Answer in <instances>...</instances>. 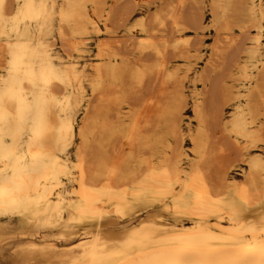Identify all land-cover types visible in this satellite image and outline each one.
<instances>
[{
	"label": "bare ground",
	"instance_id": "bare-ground-1",
	"mask_svg": "<svg viewBox=\"0 0 264 264\" xmlns=\"http://www.w3.org/2000/svg\"><path fill=\"white\" fill-rule=\"evenodd\" d=\"M162 1L152 26L124 30H137L134 62L110 40L83 64L91 34L125 25L133 0H0V254L31 241L11 264H264V0ZM199 2L209 75L235 55L220 87L196 75L192 130L175 85L193 68L165 57L187 58L181 21ZM52 235L62 242H32Z\"/></svg>",
	"mask_w": 264,
	"mask_h": 264
},
{
	"label": "rangeland",
	"instance_id": "rangeland-1",
	"mask_svg": "<svg viewBox=\"0 0 264 264\" xmlns=\"http://www.w3.org/2000/svg\"><path fill=\"white\" fill-rule=\"evenodd\" d=\"M141 1V2H140ZM153 0H133V2L131 3L132 4V6H130V9H129V21L125 24V25H121L120 23H117V21L116 20H111V21H114L115 22V24L116 25H121L122 26V28L119 26H117V28L115 27L116 25H114V23L113 24H111V28H110V22L111 21H109V24L107 23V26H108V33H109V31L111 30V29H117V30H112V33H111V31H110V33L108 34L107 32H104L105 31V29L103 28V26L100 24L99 25V29H100V31H101V33H99V34H91V36H90V38L87 40V45H86V47H85V49H84V52L80 55V60H82L83 61V64L85 63V64H90L91 63V61H92V58H93V55H94V52H95V47H96V44H98V42L100 41V42H102V41H105V42H107V43H110V44H112V43H114V44H112V45H114V47L116 48V46H117V44L119 43V46L117 47L118 49H120V53H122V54H124V55H126L125 57L128 59V60H131L132 62H134V58H135V54L133 53V51H131V48H132V43L134 42V41H136V39H134V38H132L133 36H136L137 35V30L136 29H132V33L130 32L129 34L128 33H126L124 30H126L127 28H128V26L129 27H131V26H133L138 20H144L145 21V23H148L147 24V26L149 25V26H152L151 25V21H152V16L155 14V12H159L160 10H161V6H162V8H163V1L162 0H155V2H152ZM140 2V3H139ZM144 2V4H148V6L147 5H142V3ZM191 2V1H190ZM134 3V4H133ZM137 3V4H136ZM151 3V4H150ZM155 3V4H154ZM188 3H189V1H188ZM205 3H206V5H205ZM108 4H109V2H108ZM150 4V5H149ZM192 4H194V3H190V4H187L186 3V5H187V8H185L184 10L186 11V13L187 14H184L183 15V19H182V21H181V23H182V25H183V27H185L184 29L187 31V33H186V31L184 32V36H183V39H186V40H188L189 41V45L187 46V48H184V49H182L180 52H183L182 54L184 55V56H186L187 58L185 59V60H183V59H178L180 56L179 55H181L179 52H176V53H171L170 51H169V53L167 54V56L165 57L166 59H165V61H167V66L171 69V70H175V69H178V70H180V75L181 76H183V74H184V70H185V68H186V65H188L189 67H191V68H193V71L192 72H190V73H188V74H186V81L184 80V81H181L182 83L183 82H185V83H181V82H179V83H177L176 85H175V88L176 89H181L182 87V91L184 92V94H185V97H186V100H187V103H186V107H185V124H188V123H190V128L193 130L194 129V122H193V120H192V114H191V112H190V107H191V100H190V97H191V95H192V93L194 92V91H201L202 92V90H204V88H205V86H206V89L205 90H209L211 87H209L210 85L208 84L209 83V81H210V83H212L213 85H214V87H215V85H219L218 83H221L222 84V82L223 83H225V77H226V75H224L223 73H225V72H228V71H226V70H228L229 69V67H230V63H232V62H229V61H231V60H233L232 59V56L233 55H235V54H232V56L231 57H229V58H231L230 60H229V58H227V61L226 62H228L229 64H226V68H225V66L223 67V68H225V72L224 71H221V72H219V73H212L211 72V76L209 75L210 74V71H209V69L210 68H208L207 67V59H209L210 57H209V54H210V50H209V46L211 45V47L213 46L212 44H214V38H215V35L213 34L214 32L213 31H211V30H208V29H206V28H208V25H209V20H210V15L208 14L209 12V10H208V4H207V2H199V3H197V4H195V6L193 5L192 6ZM138 5H139V7H138ZM189 5V6H188ZM134 6H135V8H134ZM143 6H145V7H143ZM150 6V7H149ZM156 6H160L159 7V9H158V7H156ZM186 7V6H185ZM192 7V8H191ZM199 7H201V8H199ZM133 8V9H132ZM195 8H196V10H195ZM199 8V9H198ZM203 8V9H202ZM207 8V9H206ZM201 9V10H200ZM148 10V11H147ZM198 10V11H197ZM143 11V12H142ZM205 11V12H204ZM147 12H148V14H147ZM152 12V13H151ZM184 12V11H183ZM190 12V13H189ZM193 12H194V14H193ZM131 13V14H130ZM143 13V14H142ZM185 13V12H184ZM199 13V14H198ZM201 13V14H200ZM207 13V14H206ZM145 14V15H144ZM188 14H192V16H196L194 19H195V22H196V27H197V30H196V27H194L195 25L194 24H192L193 25V27L195 28V30H194V28L192 27V26H189V25H191L190 24V21L192 20L189 16H188ZM204 14H206L205 16H204ZM143 16H144V19H143ZM188 16V17H187ZM199 16V17H198ZM204 17V18H203ZM197 18V19H196ZM186 21H185V20ZM189 19H191V20H189V22H187ZM147 20V21H146ZM192 22V21H191ZM192 23H194V22H192ZM203 24V25H201V27L202 28H204L202 31H200V30H198V27H199V24ZM113 25H114V27H113ZM204 26V27H203ZM207 26V27H206ZM113 31H116V32H113ZM118 31V32H117ZM135 31V32H134ZM195 31V32H194ZM121 32V33H120ZM193 32V33H192ZM203 32H204V34H203ZM114 33V36H112L111 34H113ZM116 33V34H115ZM125 33V34H124ZM195 33V34H194ZM234 35H237L238 34V32L236 31V30H234ZM202 34V35H201ZM128 36V37H127ZM185 37V38H184ZM248 36H245V37H243V38H241L240 40H242L241 42H243V40L244 39H246ZM120 39H122V41H120ZM198 39V40H197ZM203 39V40H202ZM97 40V41H96ZM110 40H111V42H110ZM124 40H125V44L126 45H124V47H122L123 45L122 44H124L123 42H124ZM129 40V41H128ZM132 40V41H131ZM199 40H200V42H199ZM201 40H202V42H201ZM56 41V42H55ZM116 41H117V44H116ZM191 41H194V43H192ZM51 42L53 43V50L55 51V52H57L59 55H61L62 57H65L66 56V52H65V47H63V45H62V43L60 42V44H59V41L58 40H56V38H53V39H51ZM129 42V43H128ZM245 43H247V42H245ZM192 44V45H191ZM195 44H197V45H195ZM131 45V46H130ZM206 47H205V46ZM198 47V48H196V47ZM208 46V47H207ZM127 48V49H124V48ZM189 47V48H188ZM195 47V48H194ZM117 48H116V50H117ZM186 49V50H185ZM195 49V50H194ZM196 49H198V50H196ZM211 49V48H210ZM123 50V51H122ZM194 50V51H193ZM207 50V51H206ZM206 51V52H205ZM124 52V53H123ZM125 52H127V53H125ZM186 52V53H185ZM133 53V54H132ZM129 54V55H128ZM132 54V55H131ZM171 54V55H170ZM200 54V55H199ZM173 55V56H172ZM189 55V56H188ZM208 55V56H207ZM75 56V55H74ZM144 56H147V57H144ZM172 56V57H171ZM174 56H175V58H174ZM177 56H178V58H177ZM192 56V57H191ZM198 56H200L199 58H197ZM153 56H151V55H143V56H141L140 57V59H141V61H143L144 63H150V64H152V63H154V61L155 60H151V59H155L154 57L152 58ZM169 57V58H168ZM170 57L172 58V60L170 59ZM190 57V58H189ZM194 57V58H193ZM130 58V59H129ZM144 60H143V59ZM192 58V59H191ZM201 58H202V60H201ZM207 58V59H206ZM168 59H170L171 61H169ZM198 59V60H197ZM206 59V60H205ZM148 60H150V61H148ZM188 60V61H187ZM194 60V61H193ZM147 61V62H146ZM197 63H196V62ZM205 61V63H203ZM169 62V63H168ZM184 62V63H183ZM186 62V63H185ZM147 63V64H148ZM196 63V64H195ZM192 64V65H191ZM204 64H205V66H204ZM178 65H179V68H178ZM197 65V66H196ZM228 66V67H227ZM185 67V68H184ZM207 68H208V70H207ZM183 69V70H182ZM194 69H195V72H194ZM203 70H204V72H205V74L207 75V76H210V77H207V76H204L205 74H204V72H203ZM224 70V69H223ZM230 70V69H229ZM197 71H198V73H197ZM201 71H202V73H201ZM207 71V72H206ZM221 73V74H220ZM201 75L202 74V76L205 78V79H208V81L207 82H205V86L204 85H201V84H193V82H194V80H195V77H196V75ZM213 74L215 75V76H213ZM185 75V74H184ZM220 75V76H219ZM222 76V77H221ZM155 77H154V75H152V76H150V78L147 80V82H149V85H148V83L146 82V84L148 85H146L147 87H150V88H148L146 91H154V89H157V90H159V88H160V85H159V80L157 81L156 80V83H155V79H154ZM193 78V79H192ZM209 78H210V80H209ZM151 80H153V81H151ZM216 80H217V83H216ZM188 81H191V82H188ZM212 81V82H211ZM155 83V84H153V86H154V88H153V86H152V83ZM215 82V83H214ZM186 83H187V87H185L186 86ZM226 83L227 84H230L231 83V81H229L228 79L226 80ZM178 84H182V85H179V86H177ZM212 84H211V86H212ZM221 84H220V86H221ZM209 85V86H208ZM182 86V87H181ZM202 86H204V87H202ZM220 86H218V87H220ZM192 87V88H191ZM195 87V88H194ZM209 87V88H208ZM218 87H216V88H218ZM186 88V89H185ZM151 89H153V90H151ZM205 90L203 91V93L205 92ZM145 94L146 93H143V97L145 96ZM189 94V95H188ZM204 95H205V93H204ZM142 98V97H141ZM186 126V125H185ZM185 134H187V132L185 133ZM188 135V134H187ZM187 135H185V139H184V143H183V146H184V150L186 151V152H190V144H189V142H188V138H187ZM117 143H118V141H116V145H117ZM264 148L261 150V151H258V152H256V153H254V155H258L260 158H262L263 160H264ZM231 154V153H230ZM234 155L233 154H231V157H233ZM229 164V163H228ZM235 164V163H234ZM230 165V164H229ZM232 165V164H231ZM239 165V167L237 168V171L235 172V174H236V179L239 181V180H242L243 179V176H242V170L244 169V166L242 165V164H238ZM53 237V238H52ZM46 238V239H45ZM41 239V240H40ZM44 239V240H43ZM29 242H31V241H23V242H20V243H13V244H6V245H4V247H3V250H2V252H1V254H0V264H11V262H13V261H15V259H16V257H17V254L18 253H16L15 254V252H19V250H21V249H23V248H25V246L27 245V244H29ZM33 243H35V244H37V245H39V246H45V245H48L49 243H55V242H62V241H60V240H58L56 237H54L53 235L52 236H48V237H38V238H36L35 240H33L32 241ZM22 247V248H21ZM16 250H18V251H16ZM11 255V256H10ZM4 256H5V258H4ZM9 256V257H8ZM14 257V258H13ZM13 258V259H12ZM5 260V262H4V260ZM11 259V260H10ZM2 260H3V262H2ZM9 261V262H8ZM11 261V262H10ZM37 263H40V264H43V262L42 261H37V262H35L34 264H37Z\"/></svg>",
	"mask_w": 264,
	"mask_h": 264
}]
</instances>
